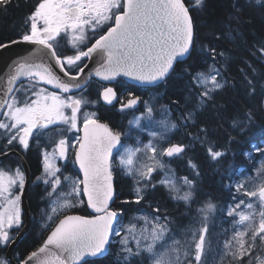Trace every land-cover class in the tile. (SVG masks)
Segmentation results:
<instances>
[{"label":"snow or ice","instance_id":"obj_1","mask_svg":"<svg viewBox=\"0 0 264 264\" xmlns=\"http://www.w3.org/2000/svg\"><path fill=\"white\" fill-rule=\"evenodd\" d=\"M11 2L0 0V9L6 11ZM205 4L206 0H192L191 7L203 10ZM245 4L264 7V0H245ZM233 9L223 35L235 41L243 35L240 24L244 8L237 0ZM22 28L18 39L9 44L25 43L32 47L27 54L12 61L8 71L0 74V137L5 140V147L17 144L28 150L30 138L51 125L60 123L69 131L82 132L74 137L75 143L60 138L51 154L44 153L43 183L51 189L48 195L56 197L51 209L53 215L48 220L53 221L54 215L59 218L57 214L84 204L82 195L95 215H63L43 243L18 259L17 264H95L89 258L110 254V237L121 236L122 231L121 264H214L216 257L221 264L225 260L227 264H264V161L258 167L254 165L255 176L244 175L234 184L225 185L230 193L232 190L236 193L232 195L233 203L226 208V215L232 218L233 232L224 240L222 248L217 245L213 250L207 220L216 212L217 205L211 200L198 209L201 227L188 233L191 240L177 239L179 233L173 229L170 218L161 215L159 206L154 207L151 216L137 218L143 221L142 225L129 223L123 230L118 227L120 213L110 207L115 195L114 150L119 156V165L135 178L136 204L145 199L149 187L155 189L157 184L168 190L171 199L191 203L196 195V181L185 176L182 185H178L176 180L168 178L170 170L159 158L182 155L186 151L183 144H170L158 151L149 142L143 151L151 153L147 157L151 163L138 166L137 154L141 148L125 147L122 133L101 123L95 112H85L81 126V109L90 103L85 93L91 77L112 81L122 75L141 83L156 84L165 81L175 71V64L191 55L196 34L190 7L184 0H38ZM61 39L70 45L73 54L58 52ZM9 44L0 43V49L8 48ZM253 48L255 51L250 50L251 54L256 56L258 52L257 59L264 63V38L254 43ZM201 50L209 54L213 63L205 71L193 73L188 67L184 69L190 77L189 95L183 99L178 118L184 126L195 123L198 112L208 106L222 108L215 104L216 95L237 87L235 79H228L221 71L223 65L216 66L217 58L223 59L226 52L210 46H203ZM85 61L98 66L85 73L88 68ZM239 71L245 95L254 97L259 87L264 109V73L248 62ZM48 86L54 90L49 91ZM100 96L112 104L117 93L112 87H105ZM138 101L139 97L129 99L121 110L133 108ZM172 104L181 107L178 99ZM145 109L146 116L142 114L129 124L140 127V121L145 118L151 123L153 108L145 104ZM164 110L169 111L166 106ZM253 121V112L248 109L244 120L233 119L232 124L240 133H247ZM159 123L161 130L149 132L152 137L164 139L168 132L182 126L166 119ZM260 135V142L252 148L264 156V131ZM208 136L209 129L203 127L194 139L203 145ZM69 148H76L74 163L78 164L82 179L58 175L60 168L54 160L67 159ZM207 152L212 161L228 155L212 146ZM0 155L6 156L7 152ZM243 155L250 158L251 153ZM189 165L198 176L197 166L191 161ZM158 171L165 172V176L153 184V173ZM227 178L232 180L231 175ZM24 185L25 175L19 168L11 174L0 169V201L3 202L0 204V246L6 247L12 242L10 230L22 223L20 194L13 195L12 189L17 186L22 193ZM0 264L9 262L0 258Z\"/></svg>","mask_w":264,"mask_h":264},{"label":"trees","instance_id":"obj_2","mask_svg":"<svg viewBox=\"0 0 264 264\" xmlns=\"http://www.w3.org/2000/svg\"><path fill=\"white\" fill-rule=\"evenodd\" d=\"M184 1L190 7L194 24L195 48L183 62L175 65V71L165 81L157 85L155 89L152 88L156 94L155 103L171 108L175 117L180 115L183 99L189 95L190 77L184 72V69L188 67L193 73L205 71L207 66L213 63L209 54L201 50L203 46L214 47L218 52H226L227 55L223 59L217 58L216 66L221 67L223 65L222 72L228 79L234 78L237 87L235 89L228 88L216 95L215 104L221 105L222 108L208 106L198 112L193 126L197 128L196 133L198 135L200 128L207 127L209 129L208 141L203 145L196 141L195 147L188 148L176 162L179 172L181 168L183 170L182 173L180 172L181 174L184 173L189 179L196 181V195L191 203L185 204L183 201L171 199L168 190L157 185L155 189L149 187L146 190L145 199L140 204H136L131 178L126 176L122 169H116L114 171L116 198L113 206L120 213L122 221L135 210L147 208L153 211L154 207L159 206L161 215H167L170 218L172 227L176 231V227L186 217L189 219L188 221L196 219L201 226V214L198 209L211 200L217 205V210L209 216L207 225L212 248L215 250L217 245L222 248L224 240L232 236L233 228L229 226L231 218H225L223 215L225 206L232 201V195L236 193L234 190L230 193L225 185L230 182L233 184L237 182L244 172L253 169L255 162L260 157V153L254 151L252 145L260 142V133L264 131L262 98L259 87L254 97L249 98L245 95L241 86L239 69L246 67V62H248L255 66L259 72L264 73V63L257 59L260 54L257 52L256 56H253L250 52V50L255 51L253 44L264 38V7L254 4L248 6L245 4V0H238L244 8L240 24V31L243 35L241 38L232 41L225 38L223 34L229 24V15L234 12L233 4L237 3V0H206L203 10L192 8V0ZM37 3L38 0H12L6 11L0 9V43H6L19 37V33L23 30L24 19ZM233 27H235L234 23ZM138 94L143 99L149 96V92H138ZM126 96L125 93L120 92L121 100L125 99ZM177 99L180 101V108L172 104V101ZM248 109L252 110L254 121L247 133H240L233 127L232 121L233 119L244 120ZM131 117L132 112L126 109L121 110L118 104L114 106L102 104L101 109H99V118L107 122L115 131L121 132L124 143H129L139 135H144V132L129 124ZM185 129V127L179 129L178 132L181 136L184 134L183 131L185 134L189 133L190 129ZM184 139L178 140L184 142ZM209 146L214 147L217 151H226L228 155L219 161H212L207 152ZM245 152L251 153L250 158L243 155ZM24 157L30 166L32 176H35V180L27 193L32 222L27 232L14 246V253L19 259L26 257L35 250L52 227H44L40 219L41 209L47 204L49 197L48 187L40 181V178L44 177V172L41 173L42 157L38 151H30L28 156L24 155ZM189 161L197 166L198 176L195 174L196 170L189 165ZM69 170L77 173L74 168L70 167ZM229 175L232 176L231 181L227 178ZM66 212L89 214L85 203ZM22 223L24 224V221ZM6 250L7 246H0V257L4 255ZM116 250V243L113 242L110 247V254L92 260L95 261V264H121ZM216 259L219 260L218 257ZM216 259L214 264L217 263ZM226 262L227 260L223 263Z\"/></svg>","mask_w":264,"mask_h":264},{"label":"rangeland","instance_id":"obj_3","mask_svg":"<svg viewBox=\"0 0 264 264\" xmlns=\"http://www.w3.org/2000/svg\"><path fill=\"white\" fill-rule=\"evenodd\" d=\"M222 71V70H221ZM49 91H53V90H49ZM155 94H153L150 98L146 99L145 102H144V106H143V109L140 110V111H135L134 114H132V117H131V121H134L136 117H141L142 114H144L146 116V109H145V104H147L148 106H151L153 108V113H152V117H151V123L149 122V119L145 118V119H142L140 121V127H137L139 128L141 131L145 132V134L148 136L147 140H142V141H139L138 143L136 144H131V145H127L125 147H128V148H141V152L137 154L138 156V159H137V165L138 166H141L145 163H151V161H149L147 159L148 156L151 155V153H146L143 151V148H144V145H147L149 142H152L158 149V151L162 148H166L168 147L169 145V140L171 138V135L173 132H175L176 130H173L171 132H168L167 133V136L164 138V139H161L159 137H152L151 135H149V132L151 131H160L161 128H160V121L161 120H168L170 122H177L178 121L174 118V115L172 114V112L168 111L167 113L165 112V107H160L159 105H157L155 103ZM85 112H95L93 110H90V109H86V108H82L81 109V113H80V121L82 123V120H83V114ZM96 113V112H95ZM60 124V123H58ZM63 125V124H61ZM134 127H136L135 123L132 124ZM63 127V126H62ZM76 136V134H72L70 135V137L72 138L71 141L74 142V137ZM56 137L55 139H51L49 140V149L50 151L48 152L49 154H51L53 152V144L55 142H58V140L60 138ZM124 151V149H122L121 153ZM163 162L166 163V165L168 166V169L170 170L168 172V178L170 179H174L176 180L177 184L178 185H182L183 181H182V176L180 174H178L177 170H176V167L172 164V161L171 159H167L165 156L163 157H159ZM61 161L62 163L64 162H67V161H70L71 160V156L68 154V158L67 159H60V158H56L54 160V163L55 165L60 168V173H58V175H61V177L63 178V176H68V177H71L73 179H77V178H80V176L78 174H75V173H71V172H67L65 169L63 170L59 165H58V161ZM118 160H119V156H118ZM264 161V156H261L260 155V158H258V160L256 161L255 163V166L258 167L260 165V163ZM0 169H3L7 172H9L10 174L11 173H14V171L17 169H6V168H0ZM22 171V170H20ZM125 173L127 174V171L124 169ZM132 180V188H133V191H134V188L136 187V184H135V178L132 176V175H129L127 174ZM244 175H251V176H255L256 175V172H255V168L253 167L252 170L250 171H246L245 173L242 174L241 178H243ZM165 176V172H154L153 173V180H152V183L153 184H156L157 181H159L160 179L164 178ZM44 179V177H43ZM48 187V186H47ZM65 187H68L67 185V182H65ZM51 191L50 188H48V192ZM12 192H13V195H16V194H19L20 192V189L19 187L17 186H14L13 189H12ZM135 193V191H134ZM56 199L55 196H52V197H48V201H47V204H45V206L42 207L41 209V212L42 214L40 215V219L42 220V225L45 227V225H48L49 226H52L56 221H57V217L56 215L53 216V221H49L48 220V216L49 215H53L52 212H51V209L52 207L54 206L53 205V201ZM81 199V197H80ZM3 202L0 201V204H2ZM233 201H230L228 205L232 204ZM203 205V204H202ZM226 206V208H227ZM226 208H225V214H226ZM153 213V211H150L148 210L147 208L145 209H138V210H135L133 211L132 213H130L127 218L122 221L121 223L118 224V227L120 229H126V227L129 225V223H137L138 225H142L143 224V221H139L137 218L138 217H141V216H151ZM58 217L60 214H57ZM189 219L186 217L184 218V220H182V223L180 225H178V227H176V232L179 233V235L177 236V239H181V240H191V236L188 235V233L190 231H195V230H198L201 226H199V223L196 219H194V223H191L190 221H188ZM232 220V219H231ZM21 221H22V218H21ZM257 223H258V219H257ZM22 225V223H21ZM20 225V226H21ZM16 230H17V227H13L11 230H10V234L12 235V237L15 235L16 233ZM233 232V231H232ZM230 233V232H229ZM124 235V232L122 231L121 232V236H116L115 235V238L113 239V241L116 243V247H117V256L119 257V253H120V248H121V244H120V240H121V237ZM4 259V257H1ZM217 263L215 264H221L220 260H217ZM223 264H227L226 263H223Z\"/></svg>","mask_w":264,"mask_h":264},{"label":"water","instance_id":"obj_4","mask_svg":"<svg viewBox=\"0 0 264 264\" xmlns=\"http://www.w3.org/2000/svg\"><path fill=\"white\" fill-rule=\"evenodd\" d=\"M18 39V38H16ZM14 39V40H16ZM10 42V41H9ZM9 42L5 43V44H9ZM31 47L30 45H27L25 43H19V44H9V47L6 48V49H0V74H3L4 72L8 71V66L12 63V61L16 60L19 56H22V55H25L27 54L28 51L31 50ZM87 64H88V68L85 69V73L89 72V71H92L95 67H97L98 65L97 64H94L92 63L91 61H87ZM96 77V76H95ZM125 78L127 81L129 82H132V83H138V84H145V83H141L139 81H136L134 79H131L129 77H126V76H118L117 78ZM98 79H100L99 77H96ZM116 78V79H117ZM84 79H88L87 76L84 77ZM115 79V80H116ZM102 80V79H100ZM115 80H112V81H104V82H114ZM159 83V82H157ZM156 83V84H157ZM145 85H150V84H145ZM114 89V88H113ZM115 90V89H114ZM116 91V90H115ZM117 93V92H116ZM135 97H138V96H133V97H130L129 99H132V98H135ZM127 99V101L129 100ZM118 100V95L116 97V99L112 102V104H114L116 101ZM126 101V103H127ZM125 103V104H126ZM141 104V99L139 97V101L138 103L133 106V108H130V109H134V108H137L138 106H140ZM101 123H106L104 121H100ZM107 124V123H106ZM110 127V126H109ZM82 135V134H81ZM174 144H177V143H174ZM115 150L113 152V155L115 154ZM18 156L20 157V160H21V163H22V166H23V169H24V173H25V185H24V190L23 192L21 193L20 195V206H21V209L23 211V216H24V225L23 227L21 228V230L19 231L18 235L16 236L15 239L12 240V242L9 244L7 250H6V258L7 260L11 263V264H17V261L14 257V246L17 244V242L24 236V234L27 232L28 228L30 227V224H31V212H30V209H29V206H28V201H27V193H28V190H29V185H30V181H31V174H30V169L28 167V164L25 160V158L20 154L18 153ZM1 157V156H0ZM167 157V156H166ZM77 167L79 169V166L77 164ZM80 171V170H79ZM81 173V172H80ZM82 175V173H81ZM113 188H114V193H115V186H114V177H113ZM85 201L87 200L86 196H83ZM115 199V195H114V198H113V201ZM113 201L110 203V207L112 206V203ZM91 212L92 210L90 208H88ZM114 210V209H113ZM93 213V212H92ZM66 215H81V216H92V215H83V214H80V213H68ZM93 215H95V213H93ZM63 216L60 218L62 219ZM119 218V216H118ZM59 222V220L57 221V223ZM114 226H117V225H114ZM55 227V225H54ZM53 227V228H54ZM52 228V229H53ZM51 232V231H50ZM49 232V234H50ZM48 234V235H49ZM47 235V236H48ZM47 238V237H46ZM45 238V239H46ZM112 239H113V236L110 237V240L112 242ZM43 243V242H42ZM41 243V244H42ZM37 249V248H36ZM35 249V250H36ZM34 250V251H35ZM107 255V254H105ZM98 258V257H97ZM89 259H93V258H89Z\"/></svg>","mask_w":264,"mask_h":264},{"label":"flooded vegetation","instance_id":"obj_5","mask_svg":"<svg viewBox=\"0 0 264 264\" xmlns=\"http://www.w3.org/2000/svg\"><path fill=\"white\" fill-rule=\"evenodd\" d=\"M107 27V26H105ZM58 52L63 54V55H71L73 54V50L71 49L70 45H68L66 43L65 40L61 39L58 42ZM86 62V61H85ZM106 84L102 83L100 81H98L95 78H92V80H90V82L88 83V87H87V92L85 93V95L87 96L88 99H90V101L92 100H98V102L101 101V96L100 93L102 92L103 88H105ZM114 86L117 90H119L120 87L124 86L125 91L130 92L131 93H136L138 91H140L141 87L140 85H136V84H130L126 81H124L123 79H118L115 83ZM87 93L89 94V97L87 95ZM79 93H77L78 95ZM96 97H98L99 99H97ZM100 105H97V109H100ZM43 135H41V133L38 134H34L32 138H30L29 140V149L28 150H24L23 148H21L19 145L14 144L12 146H8L5 147V140L0 137V152H8L10 151L11 154L6 155L4 158H1L0 161H11V160H15L19 161V158L17 156V154L15 152H13V150H17V151H24V155L28 156L30 151H36L37 147H36V142L39 139H42ZM68 139V138H66ZM77 146V145H76ZM76 149V148H75ZM70 151L73 150V148H69ZM16 155V156H15ZM17 157V158H16ZM172 161V159H171ZM173 164V163H172ZM176 167L177 170V165L173 164Z\"/></svg>","mask_w":264,"mask_h":264},{"label":"bare ground","instance_id":"obj_6","mask_svg":"<svg viewBox=\"0 0 264 264\" xmlns=\"http://www.w3.org/2000/svg\"><path fill=\"white\" fill-rule=\"evenodd\" d=\"M199 72V71H198ZM180 116V115H179ZM179 116H176V118H177V120L179 121ZM179 122H181V123H183L182 121H179ZM195 123H189V125H188V128L190 129V131H189V134H193V135H195V133H196V130H197V128L196 127H194L193 125H194ZM186 130V129H185ZM183 133H185L184 131H183ZM198 134L196 133V135L195 136H197ZM183 138H185L184 139V142H185V140H186V142H187V145H188V147H189V149H192V148H194L195 147V145H196V141L197 140H195V139H193V138H191L190 136H188V135H184V137H182V140H183ZM197 142H199V141H197ZM200 143V142H199ZM198 143V144H199ZM192 158V157H191ZM185 165V164H184ZM184 165H182V166H184ZM186 166V165H185ZM184 169V168H183ZM181 171V173H182V168L180 169ZM185 170V169H184ZM189 171V170H188ZM187 172V171H186ZM188 173V172H187ZM184 174V173H183ZM191 223H194V220H191L190 221Z\"/></svg>","mask_w":264,"mask_h":264}]
</instances>
